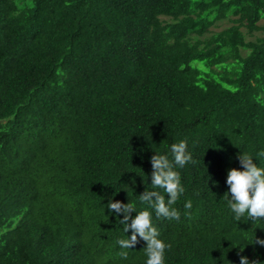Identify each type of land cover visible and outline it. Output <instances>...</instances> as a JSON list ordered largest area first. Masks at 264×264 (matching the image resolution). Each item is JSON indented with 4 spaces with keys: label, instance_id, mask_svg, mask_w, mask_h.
Wrapping results in <instances>:
<instances>
[{
    "label": "trees",
    "instance_id": "trees-1",
    "mask_svg": "<svg viewBox=\"0 0 264 264\" xmlns=\"http://www.w3.org/2000/svg\"><path fill=\"white\" fill-rule=\"evenodd\" d=\"M181 141L170 220L139 195L167 204L150 158ZM240 153L264 168V0H0V264H146L109 200L151 213L164 264H264V218L224 197Z\"/></svg>",
    "mask_w": 264,
    "mask_h": 264
},
{
    "label": "clouds",
    "instance_id": "clouds-1",
    "mask_svg": "<svg viewBox=\"0 0 264 264\" xmlns=\"http://www.w3.org/2000/svg\"><path fill=\"white\" fill-rule=\"evenodd\" d=\"M187 144L185 141L171 145L173 162H170L165 155L155 154L151 156L152 165L151 185L154 188L163 189L168 196L167 204L165 197L158 191L145 190L139 195V201L146 203L155 210L157 217L179 220L180 213L171 207L176 203L178 197L184 192L180 183L179 173L174 171V165L183 167L186 163L193 162L192 156L186 151ZM238 160L243 171L235 168L228 171L226 184L229 186L228 192L224 197L229 198L228 204L231 211L235 214V219L239 221L245 214L252 221L264 218V168L258 167L253 158L248 154H238ZM229 193L231 194L229 196ZM109 212L117 214L123 213V219L119 220L124 225V231L127 233L129 228L132 235L127 239L118 240L121 249H130L138 243L137 235L146 242L144 248L147 260L146 264H164L165 249L170 247L163 240L159 239L158 230L152 225L151 213L147 210L137 212L135 207L130 203H121L119 201L108 202ZM191 202L185 204V208H191ZM138 214L134 219H130L132 212ZM255 243L264 246V239L256 238ZM121 259L128 258L127 251L119 253ZM240 264H249L248 258L241 256ZM252 264H260L259 261H253Z\"/></svg>",
    "mask_w": 264,
    "mask_h": 264
},
{
    "label": "rangeland",
    "instance_id": "rangeland-1",
    "mask_svg": "<svg viewBox=\"0 0 264 264\" xmlns=\"http://www.w3.org/2000/svg\"><path fill=\"white\" fill-rule=\"evenodd\" d=\"M226 25H228V21H225V20H223V21H219V22L217 23V26L213 27V29H214V30H219V29H221L222 27H224V26H226Z\"/></svg>",
    "mask_w": 264,
    "mask_h": 264
}]
</instances>
